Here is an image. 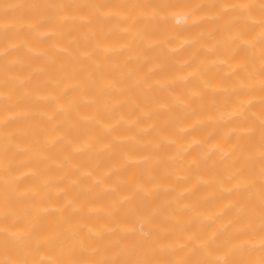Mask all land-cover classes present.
I'll return each instance as SVG.
<instances>
[{
  "label": "bare ground",
  "instance_id": "bare-ground-1",
  "mask_svg": "<svg viewBox=\"0 0 264 264\" xmlns=\"http://www.w3.org/2000/svg\"><path fill=\"white\" fill-rule=\"evenodd\" d=\"M0 264H264V0H0Z\"/></svg>",
  "mask_w": 264,
  "mask_h": 264
}]
</instances>
